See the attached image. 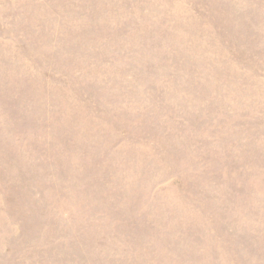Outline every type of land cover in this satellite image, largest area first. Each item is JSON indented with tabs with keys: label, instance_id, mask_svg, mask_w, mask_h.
Masks as SVG:
<instances>
[{
	"label": "rangeland",
	"instance_id": "1",
	"mask_svg": "<svg viewBox=\"0 0 264 264\" xmlns=\"http://www.w3.org/2000/svg\"><path fill=\"white\" fill-rule=\"evenodd\" d=\"M0 264H264V0H0Z\"/></svg>",
	"mask_w": 264,
	"mask_h": 264
}]
</instances>
